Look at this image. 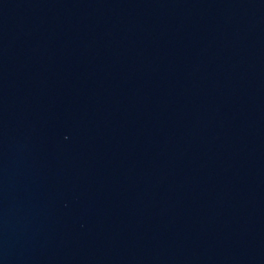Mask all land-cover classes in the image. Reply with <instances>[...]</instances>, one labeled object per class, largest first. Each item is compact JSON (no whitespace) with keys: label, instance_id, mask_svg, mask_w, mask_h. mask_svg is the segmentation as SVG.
Masks as SVG:
<instances>
[{"label":"water","instance_id":"1","mask_svg":"<svg viewBox=\"0 0 264 264\" xmlns=\"http://www.w3.org/2000/svg\"><path fill=\"white\" fill-rule=\"evenodd\" d=\"M0 264H264V0H0Z\"/></svg>","mask_w":264,"mask_h":264}]
</instances>
